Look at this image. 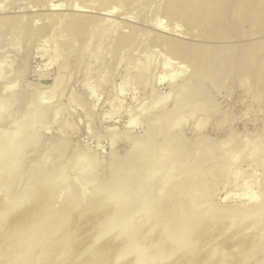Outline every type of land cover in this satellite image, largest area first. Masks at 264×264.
I'll return each instance as SVG.
<instances>
[{
	"label": "rangeland",
	"instance_id": "obj_1",
	"mask_svg": "<svg viewBox=\"0 0 264 264\" xmlns=\"http://www.w3.org/2000/svg\"><path fill=\"white\" fill-rule=\"evenodd\" d=\"M204 2L0 0V264H264V0Z\"/></svg>",
	"mask_w": 264,
	"mask_h": 264
},
{
	"label": "bare ground",
	"instance_id": "obj_2",
	"mask_svg": "<svg viewBox=\"0 0 264 264\" xmlns=\"http://www.w3.org/2000/svg\"><path fill=\"white\" fill-rule=\"evenodd\" d=\"M179 1H180V0H179ZM192 1H193V0H192ZM211 1H212V0H211ZM211 1H210V0H209V1L205 0V2H207V3H205V2H204V3H205V5H206L207 7H205L204 4H203V6L205 7L204 9L207 10L208 8H211V7H212V3H213V2H211ZM188 2H189V1H188ZM208 2H209V3H208ZM210 2H211V3H210ZM221 3H222V2H221ZM207 4H211V5L208 6ZM214 5H215V4H214ZM185 6H186V5H185ZM191 6H192V5H191ZM220 6H221V5H220ZM222 6H223V5H222ZM216 7H217V6H216ZM191 8H192V7H191ZM53 9H56V7L53 8ZM173 9H174V8H173ZM177 10H178V9H177ZM202 10H203V9H202ZM206 10L204 11L205 13H206ZM211 10H212V9H211ZM211 10H208V11L211 12ZM170 11H171V10H170ZM215 11H216V10H215ZM209 12H208V13H209ZM212 12H213V11H212ZM208 13H207V14H208ZM217 13H218V12H217ZM213 14H215V13H213ZM205 15H206V14H205ZM209 15L212 16L211 14H209ZM210 16H208V17H210ZM201 17H202V16H201ZM216 17H217V16H216ZM217 18H218V17H217ZM200 19H201V18H200ZM198 20H199V19H198ZM219 29H220V28H219ZM121 41H122V40H121ZM125 41H126V40H125ZM259 61H260V60H259ZM261 62H262V61H261ZM259 63H260V62H259ZM209 65H210V64H209ZM263 66H264V65H263ZM263 66H261V67H259V68H262ZM261 70H262V69H261ZM263 70H264V69H263ZM40 114H41V113H40ZM37 117H38V116H37ZM129 152H130L131 155H129V158H126V159H128V161L126 160L128 163L137 160V158H138V161H139V159L143 158L144 156H146L145 159L148 157V155L141 154L143 151H140V152H141V153H140L141 155H138V154H137L138 157H137V156H133V152H131V151H129ZM144 152H146V151H144ZM144 152H143V153H144ZM147 152H148V151H147ZM147 152H146V153H147ZM134 153H136V152H134ZM146 153H145V154H146ZM134 155H135V154H134ZM139 156H141V157H139ZM142 156H143V157H142ZM143 159H144V158H143ZM129 160H130V161H129ZM141 160H142V159H141ZM146 160H148V159H146ZM141 162H142V161H141ZM141 162H140V163H141ZM133 165H134V164H133ZM133 165H132V164H131V165L129 164V166H133ZM129 166H128V167H129ZM125 168H126V167H125ZM128 169H130V168H128ZM116 170H117V169H116ZM130 170H132V167H131ZM123 171H127V169H125V170H123ZM127 172H128V171H127ZM127 172H126V173H127ZM124 173H125V172H124ZM126 173H125V174H126ZM153 174H154V173H153ZM141 183H142V182H140V184H141ZM115 184H116V183H115ZM119 184H120V183H119ZM138 184H139V183H138ZM113 185H114V184H113ZM114 186H115V185H114ZM117 186H118V185H117ZM117 186H116V187H117ZM139 186H142V184L139 185ZM137 187H138V185H137ZM251 201H252V200H251ZM137 264H138V262H137ZM141 264H142V263H141Z\"/></svg>",
	"mask_w": 264,
	"mask_h": 264
}]
</instances>
